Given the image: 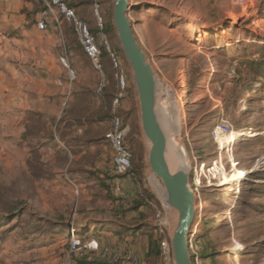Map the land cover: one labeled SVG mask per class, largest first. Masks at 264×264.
<instances>
[{
  "label": "rangeland",
  "instance_id": "rangeland-1",
  "mask_svg": "<svg viewBox=\"0 0 264 264\" xmlns=\"http://www.w3.org/2000/svg\"><path fill=\"white\" fill-rule=\"evenodd\" d=\"M66 1L78 7L98 43L105 37L126 70V105L117 109L133 153L128 184H122L126 198L107 184L112 150L104 134L117 91L114 70L103 55L109 82L98 92V73L72 26L50 19L42 30L30 17L9 37L17 43L12 46L17 41L47 46L63 90L44 113L25 114L29 121L19 136L11 134L8 97H0V264H133L137 244L123 246L126 234L119 231L139 225L153 246L147 264H165L160 242H169L178 213L165 204L163 183L148 164L150 142L141 128L133 72L113 26L114 0ZM129 3L133 31L155 72L156 104L165 105L171 126L181 119L176 137L199 205L188 235L192 264H264V0ZM7 66L0 65L4 73ZM221 123L230 130L215 141L212 131ZM170 125L163 127L166 137ZM181 155L179 150L178 159ZM74 228L83 241L95 239L97 249L70 252ZM114 231L119 238L112 237ZM114 253L113 263L102 258Z\"/></svg>",
  "mask_w": 264,
  "mask_h": 264
},
{
  "label": "crops",
  "instance_id": "crops-1",
  "mask_svg": "<svg viewBox=\"0 0 264 264\" xmlns=\"http://www.w3.org/2000/svg\"><path fill=\"white\" fill-rule=\"evenodd\" d=\"M43 5L44 0H0V65L4 63L8 65L6 73L0 67V97H8L11 126L15 129L11 134L16 136H19L20 129L25 128V122L29 121L25 119L26 113L27 115L44 113L45 106L51 105L57 98L59 100L63 90L58 82L59 70L50 67L52 57L48 55V50L45 49L47 46L43 43H34L32 41H17L18 45H16L17 48L15 49L12 46L17 44L14 41L15 39L9 38L14 35L13 33L17 29H24V25L29 24L30 17L38 20ZM74 9L77 10L78 7L76 6ZM87 13L89 15V12ZM35 48H38L39 51L35 50L33 52ZM82 53L84 54V52ZM9 54L11 57H9ZM84 59H87L85 55ZM103 59L107 60L106 57H103ZM89 64L91 63L89 62ZM95 71L98 73L99 87L101 77L96 69ZM108 82L106 75V82L101 92H104ZM1 100L2 98L0 99V109L2 108ZM122 104L125 107L126 100L123 99ZM56 141L63 147L64 143L62 141L59 139H56ZM128 181L129 177L126 176L121 179V183L125 187ZM136 212L139 214V209ZM111 228V230L115 229L118 231V228ZM140 228V225L137 227L129 226L126 229H122L123 231H119L126 234L123 246L128 248L133 243L137 244L136 247L132 246L138 253V259L133 264H147L146 253L153 248L149 242L147 232L140 233L138 231ZM116 231L111 233L115 239L119 238V233Z\"/></svg>",
  "mask_w": 264,
  "mask_h": 264
},
{
  "label": "water",
  "instance_id": "water-1",
  "mask_svg": "<svg viewBox=\"0 0 264 264\" xmlns=\"http://www.w3.org/2000/svg\"><path fill=\"white\" fill-rule=\"evenodd\" d=\"M129 0H114L113 26L125 58L129 62L139 102L141 128L150 142L148 164L152 173L163 183L165 204L178 213L169 244L173 264H192L188 235L195 216V195L189 187V176L184 167L170 168L166 158L167 137L156 112V76L147 60L129 17Z\"/></svg>",
  "mask_w": 264,
  "mask_h": 264
},
{
  "label": "built area",
  "instance_id": "built-area-1",
  "mask_svg": "<svg viewBox=\"0 0 264 264\" xmlns=\"http://www.w3.org/2000/svg\"><path fill=\"white\" fill-rule=\"evenodd\" d=\"M98 8L99 7L96 4L94 14L97 28L102 31L104 28L103 19L98 12ZM50 19L55 21L58 26L60 20H65L72 26L84 54L100 74L101 82L98 87V92L102 91L106 82V75L102 62L103 55H105L109 65L114 70L117 91L112 99L113 116L111 124L104 134V138L109 143L112 150V158L109 167L111 177L107 180V184L111 187V192L113 194L126 198V191L122 187L121 179L130 173L133 162V153L126 145L128 127L124 125L120 115L117 114V109L121 106L122 100L126 95L128 83L126 70L118 53L111 48L105 37L101 43H98L96 36L91 31L88 23L78 17L75 9L71 7L66 0H44V7L40 12L37 21L38 28L42 30L45 29L47 27V22ZM61 61L66 65L64 57L61 58ZM69 73L71 77L74 75L73 70H69ZM229 130L230 127L228 125L221 123L213 129L212 137L217 141L218 137L226 135L229 133ZM98 245L99 244L95 239L88 240L82 244L76 228L70 231V252L77 251L81 248H84L85 250H94L97 249ZM130 253L132 254V251H130ZM160 254L164 258L165 264H173L170 244L166 239L160 242ZM116 257V253L102 256L103 259L111 262L115 261Z\"/></svg>",
  "mask_w": 264,
  "mask_h": 264
},
{
  "label": "bare ground",
  "instance_id": "bare-ground-1",
  "mask_svg": "<svg viewBox=\"0 0 264 264\" xmlns=\"http://www.w3.org/2000/svg\"><path fill=\"white\" fill-rule=\"evenodd\" d=\"M179 80H180L179 82L181 83V87L184 88L185 87L184 86V84H185V78H184V75H183L182 70L180 72V78H179ZM156 89H157V84H156ZM182 91L183 90L181 89V92ZM156 93H157V91H156ZM182 98H183V96H180L179 99L177 100V102L178 103L181 102L183 100ZM156 102H157V98H156ZM156 108H158V110L161 112V116L163 117V120H165L163 127L165 128V127L169 126L170 123H171V121H170V118H168V116L166 115V111L167 110H166L165 105L156 104ZM160 122H162V120H160ZM180 122H181V119L179 118V120H176V123L175 124L173 123L172 126L170 125V131H172V132L167 137L166 158H167V161H168L171 169H172V166L177 165V164H178L179 167H184V168L187 165L186 164V157H185L186 154H185V151L179 145L178 139L176 137L178 135V132H179V129L177 128V124H180ZM167 129H169V127ZM238 134L239 133H236V135H238ZM179 150L181 152H183V155H181V157L178 159V152H179ZM162 197H163V199H165L166 198V194L163 193ZM196 207H199V205H196L195 208Z\"/></svg>",
  "mask_w": 264,
  "mask_h": 264
},
{
  "label": "trees",
  "instance_id": "trees-1",
  "mask_svg": "<svg viewBox=\"0 0 264 264\" xmlns=\"http://www.w3.org/2000/svg\"><path fill=\"white\" fill-rule=\"evenodd\" d=\"M43 7H44V5H43ZM124 213L126 214V211H125ZM79 235H80V234H79ZM79 238L81 239L82 243L87 242V241H85V240L83 241V239H82L81 237H79ZM85 259H86V258H84V260H85ZM107 261H108V262H111V261H109V260H106V262H107ZM111 263H113V262H111Z\"/></svg>",
  "mask_w": 264,
  "mask_h": 264
}]
</instances>
